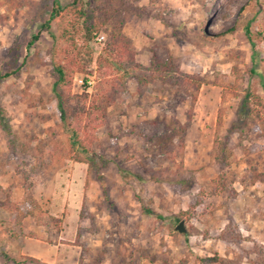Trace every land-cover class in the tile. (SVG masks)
Here are the masks:
<instances>
[{"label": "rangeland", "instance_id": "1", "mask_svg": "<svg viewBox=\"0 0 264 264\" xmlns=\"http://www.w3.org/2000/svg\"><path fill=\"white\" fill-rule=\"evenodd\" d=\"M53 1L0 0V264H48L23 255L22 238L46 243L54 264H264V0H126L121 34L142 69L113 78L89 167L63 156L42 62ZM151 59L199 79L188 122L185 94L148 78ZM99 80L92 63L69 93ZM246 91L256 98L241 114Z\"/></svg>", "mask_w": 264, "mask_h": 264}, {"label": "trees", "instance_id": "2", "mask_svg": "<svg viewBox=\"0 0 264 264\" xmlns=\"http://www.w3.org/2000/svg\"><path fill=\"white\" fill-rule=\"evenodd\" d=\"M132 12L126 0H71L64 6L55 0L51 4L47 20L41 25V30L51 39L50 49L42 62L50 76V91L55 102L57 119L66 135L67 149L63 156L68 160L89 167L92 161L90 148L95 141L96 126L104 122L105 108L115 100L117 84L113 78L117 75V79L121 80L128 76L131 70L142 69L133 60V53L128 48L129 41L121 34L123 15ZM52 22L57 23L56 35L50 31ZM101 30H105L106 38L96 56H93L92 46ZM36 39L37 35H33L28 45H32ZM250 45L253 46V43ZM166 60L151 59L148 78L170 82L185 94L189 106L185 113L188 122L200 81L193 75L179 71L169 62L170 59ZM92 63L99 71V86L90 96L86 93L70 95L73 73H84L86 67ZM6 76L8 75L4 74L0 78ZM107 76L108 79H105ZM262 89L264 91V84ZM250 97L256 98L254 94L246 91L238 105L239 113H244ZM86 99H89L87 107L84 105ZM217 121H220L219 116ZM0 126L5 130L4 126ZM170 135L172 137L173 132ZM170 135L166 136L165 140H169ZM144 212L152 214L148 210ZM154 216L161 218L159 215ZM174 218L179 222L178 217ZM50 220L54 224L59 223L57 219ZM214 260L215 258L208 257L201 261L210 264ZM28 261L38 263L32 258H28Z\"/></svg>", "mask_w": 264, "mask_h": 264}, {"label": "crops", "instance_id": "3", "mask_svg": "<svg viewBox=\"0 0 264 264\" xmlns=\"http://www.w3.org/2000/svg\"><path fill=\"white\" fill-rule=\"evenodd\" d=\"M56 249V245H54ZM20 251L23 255L36 258L44 263L54 264L57 262L56 255L50 254L49 246L39 241L30 238H22L20 242Z\"/></svg>", "mask_w": 264, "mask_h": 264}, {"label": "built area", "instance_id": "4", "mask_svg": "<svg viewBox=\"0 0 264 264\" xmlns=\"http://www.w3.org/2000/svg\"><path fill=\"white\" fill-rule=\"evenodd\" d=\"M75 85L76 86H82V85H89L90 84V82L89 81H83V79H81V78H79V79H76L75 81Z\"/></svg>", "mask_w": 264, "mask_h": 264}, {"label": "water", "instance_id": "5", "mask_svg": "<svg viewBox=\"0 0 264 264\" xmlns=\"http://www.w3.org/2000/svg\"><path fill=\"white\" fill-rule=\"evenodd\" d=\"M175 230L179 233L184 232L183 223L182 221H179L177 225L175 226Z\"/></svg>", "mask_w": 264, "mask_h": 264}]
</instances>
